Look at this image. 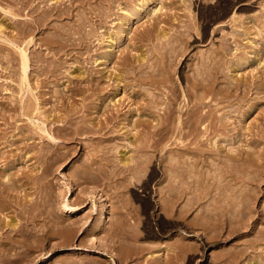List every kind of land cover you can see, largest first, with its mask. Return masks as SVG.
Here are the masks:
<instances>
[{
	"label": "rangeland",
	"instance_id": "1",
	"mask_svg": "<svg viewBox=\"0 0 264 264\" xmlns=\"http://www.w3.org/2000/svg\"><path fill=\"white\" fill-rule=\"evenodd\" d=\"M18 1L12 0L11 3H13L10 4L0 0V21L12 24L13 21L20 20L24 26L25 23L34 19L28 15L32 7H35L39 13L60 5L72 7L74 2V0H59L61 2L58 3L52 0H30L34 1L31 2L32 7L15 17L13 13L14 9L19 7ZM74 3V12H70L74 15V18L71 17L72 21L67 20L65 24V21L63 23L60 20L56 22L54 18L51 19L53 21L51 24L55 27L74 26L71 27L73 30L82 28L84 32L77 34L76 29L75 33L72 29H69L70 31L67 29L75 45L66 49L69 55L64 52L56 55L52 49L40 47L38 40L41 37L53 35L54 29L50 28L44 34L38 31L32 43L29 41L33 35L20 40L21 44L13 43L17 41L13 36L16 35V31L13 32L14 28L8 27L6 32H0V264H254L256 255H262L264 258V245L250 243L256 236L255 233L250 232L251 226L240 228L237 225L240 222L238 214H243V209L249 211V207L254 208L252 213L257 214L256 208H264V181L253 184L237 183L227 172L220 171L223 176L215 170L218 161L212 162L211 158L207 164L192 165L197 158H193L192 154L182 150L178 141L179 135L174 134L173 130L179 117L183 119L188 117L186 109L189 105L193 107L190 109L194 110V113L198 111L197 114L200 112L198 115H201L202 112V116L206 117L208 122L213 120V133L210 137L215 138L223 133L216 120L225 112H230L232 113H229L231 127L239 126V129H242L243 125L245 129L239 134L233 131L231 135L234 136V140L229 144L219 138L220 146H228V148L234 146V149L237 146L251 152L260 150V161L264 163V87L261 86L264 80V0H105V2L84 0L85 4ZM8 6L13 9L10 10ZM128 6L131 7L128 9ZM139 7L141 11L135 15ZM156 8L157 11L154 13ZM107 13H111L109 17ZM99 17L105 18L103 20ZM87 32L89 34L95 32V34L90 36ZM111 37L115 38L114 42L110 41ZM36 43L38 44L35 45ZM77 43L81 44L80 47ZM83 43L88 47H83ZM85 48H90L93 52ZM26 49L28 57L32 56V52L39 51V54L50 63L46 62L50 68H52V61L63 58L65 65L60 68L58 77L40 78L32 74L31 63L25 74L21 67L20 53ZM10 60L13 63L8 64ZM39 65L45 66L42 62ZM78 67L94 69L92 73L95 76H101L106 86L109 82L111 85L112 79L117 74L124 75L126 71L129 73L131 71L130 79L126 78L127 80L122 81L119 90L115 91L116 101L123 100L124 106L114 127L116 131L113 135L117 138L112 141L108 140L109 135L104 133V136L99 133L76 134L70 136L72 137L70 140L55 138L49 133L50 127L55 126L54 124L50 126L54 115L62 117L65 107L72 105H78L77 108L81 109L77 115L78 120H75L77 124L75 123L73 128L85 126L83 122L89 121L90 116L86 117L87 113L83 111V104L98 101V96L88 97V99L79 94L73 96L70 88L74 85L73 83L77 82L76 85L80 87H84L82 83H85L84 78L76 76V74L81 75ZM112 70H114L113 73ZM72 71H76L74 76L71 75ZM138 72H141L140 75L144 77V80L146 78L142 86L140 81L136 83L132 81V79H138L136 77ZM110 75L112 79L109 78ZM47 79L51 84H47ZM159 80H163L160 85ZM125 82L127 89L124 87ZM86 84L87 81L85 86ZM109 89L113 91L112 88L109 87ZM242 89L246 91L245 96H242ZM62 90L65 92L63 93ZM173 93L177 98H175L176 101H172V104L169 96ZM62 95H66V102L61 100ZM199 97H202L204 104L201 109L196 110L194 105ZM49 98H51L50 103H47ZM152 99L157 100L155 105L158 109L155 110V115L159 118L169 104L173 105L171 107L175 111L173 110L171 130H168L167 138L158 148L133 150L132 155L138 157L134 159L138 160L141 156L139 161L143 162L134 161L125 166V158H127L125 151H128L125 146L129 145L126 132L131 127L126 129L123 126L128 124V119L130 120L136 110L139 114L141 113L138 109L141 104L149 103V101L151 103ZM28 104L32 106H30L33 111L32 117L25 115L24 109L26 105L28 107ZM161 107L164 109L162 110ZM190 114L193 112L191 111ZM244 114L246 115L243 116ZM98 117L103 120L105 116L100 114ZM134 117L137 118L136 114ZM240 120L242 122H239ZM55 121L57 126L63 125V122ZM156 123L155 120L154 124ZM214 130L217 132L215 133ZM201 131L199 130V133ZM136 132L134 129L133 133ZM26 133L34 136L28 143L25 139ZM199 135L202 136V133ZM191 136L193 135L184 139L191 143L192 149L199 147L205 150L206 155L212 153L209 149V146L212 147L210 142L205 141V144L201 146L192 145ZM154 137L153 139H156L158 136ZM95 138L100 139L99 144L92 142ZM102 138H104L103 141ZM21 139L23 142L20 141ZM248 144L251 147L254 146L249 150ZM30 150L33 154H42V159L39 162L35 159L30 160L27 157L32 155L28 154ZM117 151H122V154H118ZM120 157L124 163L121 162ZM255 157L257 158V155ZM187 162H190L188 163L190 167ZM174 163L175 165L178 163L177 173L169 170ZM136 165L139 167H135ZM132 166L134 170L131 172ZM245 167L252 169L248 163L236 164V168L233 165L232 175L240 176L243 172L247 173L248 169L246 170ZM98 173L103 174V180L98 182L90 178ZM4 175L9 177L7 182L4 181ZM170 175L172 179L167 180ZM244 178L248 179L249 176L246 175ZM218 179H222L221 182L224 184L234 180L230 184V192L222 191L221 197L219 194L222 189L216 187L218 192L215 188L217 184L215 181ZM170 189H173L171 197L168 195ZM238 189L247 190L245 192L258 189L259 195L256 194V199L248 196L243 198L237 195ZM232 200L236 204H233L232 211L237 209L234 213L238 214H236L237 217H234L235 214L232 217L233 212H231L227 218L218 211V208L231 203ZM244 200L251 203L250 206L244 203ZM65 203L82 209L76 214H71L63 207ZM190 203L194 208L190 206ZM186 208H189V212L185 213ZM232 218L234 223L228 220ZM231 223L235 224L236 228H233ZM13 224L16 225L13 226ZM263 225L262 221L258 226L264 228ZM227 227L232 234L227 232L229 231ZM26 231H30L32 235ZM111 232L115 234L112 235ZM185 233H187L186 236ZM8 240L15 245H11ZM249 240L250 242H247ZM9 245L11 250L7 248ZM177 245L183 249L176 248V250L174 247ZM246 249L248 252L245 256L240 255V252ZM178 251L181 253L179 258H177ZM150 255L152 256L149 257Z\"/></svg>",
	"mask_w": 264,
	"mask_h": 264
},
{
	"label": "bare ground",
	"instance_id": "2",
	"mask_svg": "<svg viewBox=\"0 0 264 264\" xmlns=\"http://www.w3.org/2000/svg\"><path fill=\"white\" fill-rule=\"evenodd\" d=\"M2 1H7V2H9L10 4H12L11 3V1L10 0H2ZM14 1V0H13ZM18 1V0H17ZM36 1V0H35ZM52 1H55V3H58V2H61V1H59V0H52ZM63 1V0H62ZM73 1V0H72ZM86 1V0H85ZM95 1V0H94ZM99 1V0H98ZM104 2H105V0H103ZM118 1V0H117ZM145 1H147V0H145ZM31 2H34V1H30V0H28V1H26V0H19L18 1V8L17 9H14V13H13V16H19L20 14H23L26 10H28L29 9V7H32V4L33 3H31ZM71 2V1H70ZM74 2H79V3H84V0H74ZM72 3L73 5H72V7H68V6H66V7H61V5H60V7H54L52 10H43L42 12H37V10L35 9V7H32V8H30L29 9V11H28V15H30V16H32L34 19H33V21H31V22H29V23H25V25L23 26L22 24H21V21L20 20H15V21H13L12 22V24H5V22L4 21H0V32H6L5 30L8 28V27H12V28H14L13 29V32L14 31H16V35H13V36H15V38L17 39V41L15 40V41H13V43H16V42H18V43H20L19 41L20 40H24V38H26V37H29V36H32L33 35V37L31 38V40L29 41V43H32L33 42V40H34V38H35V36H36V34H38L37 32L39 31L40 33H45L48 29H54L55 30V33L53 34V35H49V36H44V37H41L40 38V40H38L39 42H40V47H46V49H52L54 52H55V54L56 55H58V54H61V52H64L65 54H70L66 49L69 47V46H71V45H74L73 43H72V40H71V38H70V36H72V35H69V33H68V30L69 29H72L73 30V28H71V27H74V26H70V28L69 27H67L68 25H61V26H53L51 23L53 22L51 19L52 18H54L53 20H57V21H61V22H63L64 23V21H65V24H67V20H71L72 21V18H74V15H71L72 13H70L71 11L72 12H74V8H73V6H75V3ZM109 3V2H108ZM228 3V2H227ZM85 4V3H84ZM92 4V3H91ZM90 4V5H91ZM16 5V4H15ZM93 5V4H92ZM100 5V4H99ZM107 5V4H106ZM110 5V4H109ZM137 5V4H136ZM219 5V4H218ZM224 5V4H223ZM133 6H135V4L133 5ZM143 6V5H142ZM146 6V5H145ZM80 7V6H79ZM106 7V6H105ZM131 7V6H130ZM129 6H128V9L130 8ZM8 8L11 10V9H13L11 6H8ZM85 8H86V6H85ZM84 8V9H85ZM133 8H135V7H133ZM132 8V9H133ZM79 9V8H78ZM109 9H110V7H109ZM131 9V10H132ZM77 10V9H76ZM83 10V9H82ZM81 10V11H82ZM86 10V9H85ZM106 10V9H105ZM105 10H103V11H105ZM111 10V9H110ZM125 10H127V9H125ZM130 10V11H131ZM78 11V10H77ZM76 11V12H77ZM80 11V12H81ZM100 11V10H99ZM107 11V10H106ZM109 11V10H108ZM123 11V10H122ZM129 11V10H128ZM134 11V10H133ZM141 11V8L139 7L138 9H136V11H135V15H138L139 14V12ZM152 11H153V9H152ZM157 11V8L156 9H154V13ZM90 12V11H89ZM208 12V11H207ZM212 12V11H211ZM36 13H38L37 15H35ZM84 13H85V11H84ZM83 13V14H84ZM91 13V12H90ZM89 13V14H90ZM98 13V12H97ZM106 13V12H105ZM130 13V12H129ZM209 13V12H208ZM81 14V13H80ZM98 14H100V13H98ZM108 14V13H107ZM106 14V15H107ZM111 14V13H110ZM110 14H108V17H109V15ZM127 14H128V12H127ZM94 15H95V13H94ZM97 15V14H96ZM105 15V16H106ZM130 15H131V13H130ZM129 15V16H130ZM154 15V14H153ZM97 16H99V15H97ZM96 16V17H97ZM132 16V15H131ZM72 17V18H71ZM85 17V16H84ZM89 17V16H88ZM102 17H103V14H102ZM102 17H99V18H102ZM111 17V16H110ZM136 17V16H135ZM78 18H79V16H78ZM78 18H77V20H78ZM92 18V17H91ZM105 18V17H104ZM104 18H102L103 20H104ZM214 18V17H213ZM76 19V18H75ZM85 19V18H84ZM210 19H212V18H210ZM102 20V21H103ZM156 20V19H155ZM56 21V22H57ZM68 21V22H69ZM101 21V22H102ZM107 21V20H106ZM163 21V20H162ZM84 22V21H83ZM71 23V22H70ZM74 23V22H73ZM94 23V22H93ZM75 24V23H74ZM84 24H85V22H84ZM92 24V23H91ZM96 24V23H95ZM100 24V23H99ZM126 24V23H125ZM52 25V26H51ZM81 25V24H80ZM129 25V24H128ZM210 25V24H209ZM99 25H97V27H98ZM76 27V26H75ZM84 27V26H83ZM96 27V28H97ZM207 27V26H206ZM68 29V30H67ZM76 29V33L77 34H80V33H84L83 31H82V28H81V30H80V28H75ZM74 29V30H75ZM131 29V28H130ZM73 30V31H74ZM92 30V29H91ZM95 30V29H94ZM127 30V29H126ZM70 31V30H69ZM93 31V30H92ZM91 31H89V33H90ZM205 32V31H204ZM74 33H75V31H74ZM88 33V32H87ZM88 33V34H89ZM130 33V32H129ZM86 34V33H85ZM92 34H93V32L91 33V34H89L90 36H92ZM94 34H95V32H94ZM93 34V35H94ZM114 34V33H113ZM123 34V33H122ZM165 34V33H164ZM84 35V34H83ZM87 35V34H86ZM88 36V35H87ZM90 36H88V37H90ZM109 36H111V35H109ZM113 36V35H112ZM117 36V35H116ZM84 37H85V35H84ZM105 37V36H104ZM152 37V36H151ZM164 38H165V36H163ZM30 38V37H29ZM83 38V37H82ZM92 38V37H91ZM95 38V37H94ZM99 38V37H98ZM101 38V37H100ZM118 38H119V36H118ZM122 38V37H121ZM120 38V39H121ZM149 38V37H148ZM88 39H90V38H88ZM106 39V38H105ZM115 38H113V37H111L110 38V41H115L114 40ZM163 39V38H162ZM166 39H168V38H166ZM76 40V39H75ZM92 40H93V38H92ZM100 40V39H99ZM122 40V39H121ZM80 41V40H79ZM91 41V40H90ZM90 41H88V43H90ZM102 41V40H101ZM105 41H107V40H105ZM131 41V40H130ZM84 42V41H83ZM92 42V41H91ZM117 42V41H116ZM120 42V41H119ZM28 43V44H29ZM81 44H82V42H80ZM85 43V42H84ZM83 43V47H86L87 46V44H86V46H84L85 44ZM100 43H102V42H100ZM110 43V42H109ZM112 43V42H111ZM118 43V42H117ZM117 43H115V45L117 44ZM11 44V43H10ZM21 44V43H20ZM38 43H36L35 45H37ZM80 44V45H81ZM91 44V43H90ZM126 44V43H125ZM77 45H78V43H77ZM80 45H78L79 47H80ZM112 45V44H111ZM75 46V45H74ZM88 47V46H87ZM90 47V46H89ZM82 48V47H81ZM56 49H58V51L56 50ZM71 49V48H70ZM87 49H90V48H87ZM86 48H85V50H87ZM90 51H92V49H90ZM89 50H88V52H90ZM93 52V51H92ZM124 52V51H123ZM40 52L38 51H34V52H32V56H30V57H28L29 55H27V49H26V51H21V67H22V70H23V72L26 74L27 73V71H28V68H29V63H31L32 65H33V69L31 70V73L32 74H34V75H36V76H39L40 78L41 77H47V78H49V79H52V77H56L57 76V74L59 73V71H60V68H62L63 67V65H65V60H63V58H59V60H57V61H52V63H51V66H52V68H50V65H49V67H48V65H47V63L46 62H48L43 56H41L40 54H39ZM84 53H86V52H84ZM88 54V53H87ZM91 54V53H90ZM89 54V55H90ZM111 54V53H110ZM67 55V56H68ZM183 55V54H182ZM104 56H106V55H104ZM131 56V55H130ZM7 57V56H6ZM89 57V56H88ZM91 58H93V56L91 57ZM90 58V59H91ZM104 58V57H103ZM114 58V57H113ZM127 58V57H126ZM130 58V57H129ZM95 59V58H94ZM99 59V58H98ZM97 59V60H98ZM139 59V58H138ZM149 59V58H148ZM71 60V59H70ZM97 60H95V62H97ZM105 60H106V58H105ZM110 60V59H109ZM127 60H129V59H127ZM67 61V60H66ZM88 61V60H87ZM103 61V60H102ZM140 61V60H139ZM141 61H143V59L141 60ZM43 63V65L45 64V66H42V65H39V63ZM94 62V61H93ZM113 62H114V59H113ZM127 62V61H126ZM11 64V63H13V62H11V60L10 61H8V64ZM71 63V62H70ZM105 63H107V62H105ZM115 63H116V60H115ZM127 63H129V62H127ZM127 63H125V64H127ZM48 64H50L49 62H48ZM53 64V65H52ZM68 65V64H67ZM88 65V64H87ZM130 66H131V63H130ZM146 66V65H145ZM72 67V66H71ZM125 67H127V66H125ZM138 67H140V66H138ZM131 68V67H130ZM78 69H80L81 70V75H79V74H76V76H78V77H82V78H84L85 80V83H86V81H87V84H86V86H85V83H82V84H84V87H80V86H78V85H76V83L74 82H72L74 85L73 86H71L70 88L72 89V93H73V96L74 95H81V96H84L83 98H87L88 99V97H92V96H98V101L96 102V101H93V103H91V104H83V111L84 112H86L87 113V115H86V117H88V116H90V119H89V121L88 120H86V121H84L83 123H84V125L85 126H78L77 128L75 127V129L73 128V126H75V123H76V121L78 120L77 119V115L79 114V111L81 110H79V108H77L78 107V105L77 106H74V105H72V106H67V107H65V110H64V108H62L63 110H64V116L62 115V117H56L55 115H54V118L51 120V125L50 126H52L53 124L55 125L54 127H50V130H49V133H51V135H53V136H55V138H63L64 140H70L71 138H70V136H73V135H76V134H84V133H94V134H102L103 135V133H104V135H109V137L107 138L108 140L109 139H111V141L112 140H114L115 138H117L116 136H114L113 134H115V129H114V127H115V125H116V123H117V121H118V119L120 118V115H121V112H122V108H123V106H124V102H122V101H120V100H118V101H116V99H115V91L116 90H119V88H120V86H121V82L122 81H125V79L126 78H128V79H130V77H129V74L131 73V71H130V73L128 72V71H126V74L124 73V75H121V74H117V76H115L114 77V79H112V75H110L109 76V78H111L112 80H113V82H115V83H111V85H110V82H109V85L108 86H106L104 83H103V81H102V77L101 76H95L93 73H92V71L94 70V69H92V70H90V69H87L86 67H85V69L84 68H79L78 67ZM126 69V68H125ZM139 70V69H138ZM137 70V71H138ZM113 71L114 70H112V73H113ZM116 71V70H115ZM120 71V70H119ZM142 71V70H141ZM80 72V71H79ZM123 72V71H122ZM134 72H136V71H134ZM142 72H144V71H142ZM146 72H147V70H146ZM62 73V72H61ZM60 73V75H62ZM70 73V72H69ZM74 73H76V71H72V73H71V75H73ZM121 73V72H120ZM138 73H139V75H138ZM137 74H136V77L138 78V79H136L135 77H134V75H133V77L135 78L134 80L132 79V81H135V83H136V81H140L141 82V86H142V83H144V82H146L145 80H146V78H145V80H144V77H141V75H140V73L141 72H138ZM143 74V73H142ZM70 75V74H69ZM96 75H98V74H96ZM104 75V74H103ZM113 75H115V74H113ZM144 75V74H143ZM63 77H64V75H62ZM74 76V75H73ZM108 76V75H107ZM166 76V75H165ZM58 77V76H57ZM145 77H147V76H145ZM159 77V76H158ZM162 77V76H161ZM235 77V76H234ZM148 79L150 78V77H147ZM154 78V77H153ZM152 78V79H153ZM198 78V77H197ZM56 79V78H55ZM68 79V78H67ZM105 79H106V77H105ZM155 79H156V77H155ZM161 79V78H160ZM200 79V78H199ZM57 80V79H56ZM109 80V79H108ZM127 80V79H126ZM214 80V79H213ZM50 81V80H49ZM81 81H82V79H81ZM109 81H111V80H109ZM163 80H159L158 82H159V85H160V83L162 82ZM205 81V80H204ZM203 81V82H204ZM46 82V81H45ZM45 82H43V83H45ZM47 82H48V79H47ZM46 82V83H47ZM107 83H108V81H106ZM169 82V81H168ZM197 82V81H196ZM50 82H48L47 84H49ZM132 83V82H131ZM138 83V82H137ZM191 83H194V82H191ZM205 83V82H204ZM51 84V83H50ZM79 84L81 85V82H79ZM115 84V85H114ZM140 84V83H139ZM126 85H127V83L125 82L124 83V87H126ZM166 85V84H165ZM210 85H211V83H210ZM41 86V85H40ZM83 86V85H82ZM140 86V85H139ZM138 86V87H139ZM145 86V85H144ZM196 86H197V84H196ZM203 86V85H202ZM230 86H231V84H230ZM240 86V85H239ZM261 86H263L264 87V80H263V84H261ZM109 87L110 88H112L113 89V91H111L110 89H109ZM158 87V86H157ZM161 87V86H160ZM166 87V86H165ZM229 87V86H228ZM233 87V86H232ZM231 87V88H232ZM150 88V87H149ZM207 88V87H206ZM208 88H209V86H208ZM211 88V87H210ZM70 89V90H71ZM122 89V88H121ZM126 89H127V87H126ZM230 89V88H229ZM241 89V88H240ZM249 89V88H248ZM56 90V89H55ZM57 90H59V89H57ZM142 90V89H141ZM143 90H144V87H143ZM237 90V89H236ZM227 91H229L230 92V90H227ZM233 91V90H232ZM232 91H231V93H232ZM242 91H243V89H242ZM249 91V90H248ZM60 92H61V90H60ZM62 92H63V90H62ZM65 92V91H64ZM63 92V93H64ZM111 92V93H110ZM138 92V91H137ZM142 92V91H141ZM174 92V91H173ZM234 93L236 92V91H233ZM246 91H243L242 93H243V95L242 96H245L244 95V93H245ZM31 93V92H30ZM55 93V92H54ZM58 93V92H57ZM69 92H67V94H68ZM117 93V92H116ZM139 93V92H138ZM226 93H228V92H226ZM241 93V94H242ZM32 94V93H31ZM30 94V95H31ZM69 94H71V93H69ZM140 94V93H139ZM147 94V93H146ZM201 94V93H200ZM153 95V94H152ZM202 95H204V94H202ZM211 95V94H210ZM38 96V95H37ZM72 96V97H73ZM229 97L231 96V95H228ZM68 97V96H67ZM75 97V96H74ZM78 97V96H77ZM135 97V96H134ZM149 97V96H148ZM152 98H153V96H151ZM151 97H150V99H151ZM170 97V99H171V102L172 101H174L175 100V98H177V96L175 95V93H173L172 95H170L169 96ZM237 97V96H236ZM33 98V97H32ZM61 98V97H60ZM136 98V97H135ZM155 98V97H154ZM202 97H199V98H197V102L195 101V109L196 110H199V109H201V107H203L202 105L204 104L203 103V101H202V99H201ZM36 99H38V98H36ZM45 99V98H44ZM50 99L51 98H49V100L47 99V103L49 102L50 103ZM149 99V98H148ZM157 99V98H156ZM169 99V98H168ZM208 99H210L209 97H208ZM61 100H64V102H66V95H62V98H61ZM74 100V99H73ZM155 100V99H154ZM228 100V99H227ZM45 101V100H44ZM57 101V100H56ZM85 101V100H84ZM156 101L157 100H155V101H153V99L151 100V103H150V101H149V103H146V104H141L140 105V107L138 108L140 111H141V113L139 114L138 113V111L136 110L134 113H133V115H132V117H130V120L128 119V124H126V125H124L123 126V128H130L131 127V129H128V131L126 132V140L128 141L127 142V144H129L128 146H125V147H127L128 148V151H125V153H126V156L125 157H127V158H125L126 159V161H125V166L126 165H128L129 163H133L134 161H139L142 157L140 156V158L138 159V160H135V159H137L134 155H132V152H134V151H136V150H140V148H142V149H149V148H152V147H156V148H158V146L161 144V143H163L162 141L163 140H165L167 137H166V135L168 134V130H171V124H172V119H173V115H174V109H172V107H171V105L173 104V102H172V104H169L165 109L164 108H162V110L164 109V113H162L160 116V118L159 117H157V115H155L156 113H155V110H157L158 109V107H157V105H155V103H156ZM158 101H161V100H158ZM176 101V100H175ZM135 103H136V101H135ZM25 104H27V103H25ZM24 104V105H25ZM31 104V103H30ZM46 104V103H45ZM67 104V103H66ZM216 105L215 106H217V103H215ZM32 105V104H31ZM30 105V106H31ZM53 105V104H52ZM160 105V104H159ZM162 105V104H161ZM160 105V106H161ZM211 105V104H210ZM209 105V106H210ZM23 106V105H22ZM27 106V105H26ZM25 106V109L24 110H26V114L25 115H31V117H32V114H33V111H32V109L30 108V106H29V104H28V107H26ZM33 106V105H32ZM31 106V107H32ZM63 106H64V104H63ZM173 106V105H172ZM208 106V107H209ZM138 107V106H137ZM192 107V106H191ZM189 105H188V108L186 109L187 110V114H188V117L187 118H181V117H179L178 118V123L176 124V125H174L173 126V130L175 131L174 132V134L175 133H177L178 135H179V138H178V141H179V145H181V148H182V150H184L185 152L187 151V154H192L193 155V158H197V159H195L194 161H193V164L192 165H195V166H197L198 164H200V163H203V164H207L208 163V160H209V158H211V159H213L212 160V162L214 161H218V165H216L217 167L216 168H214L215 170H217V171H219V173H220V171L223 173V172H227L228 174H230V176L233 178V179H235L236 181H237V183L238 182H241V183H244V184H253L254 182L256 183H259V182H261V181H264V163H262L261 161H260V158H261V153H259L260 152V150H259V152H257L256 150V152H254V150H252L253 152H251V151H248V150H245V149H240L239 147H237L236 145V147H237V149H236V147H235V149L233 148H228V146L227 147H224V146H220L221 145V143L218 141V139L219 138H221V141H224V143H231L234 139V136L233 135H231V134H233V131H236V133H240L242 130H244L245 129V127L242 125V129H239V126L238 127H235V128H232L231 126V124H230V122H229V118H231L230 117V115H229V113H224L223 115H222V117H220V118H218V120H216L217 121V125L219 126V127H221L220 129H222L223 130V133H220V134H218L215 138H213V137H210V136H212L211 134L213 133V129H212V127L214 126V123H212V121H210V122H208V120L206 119V117H204V116H202L203 114H202V112H201V115H198L197 114V112L195 111V113H194V110H191L190 108H191ZM206 107V106H205ZM204 107V108H205ZM212 108H213V106H211ZM81 108V107H80ZM40 109V108H39ZM192 109H193V107H192ZM207 109V108H206ZM60 110V109H59ZM174 110V111H173ZM191 111L193 112V114H190L191 113ZM211 111V110H210ZM55 112V111H54ZM159 112H161V110H159ZM204 112V111H203ZM206 112H208V111H206ZM185 113V112H184ZM209 113V112H208ZM236 113V112H235ZM104 115L105 117H104V119L102 120V119H99V115ZM135 114H136V116H137V118L135 119ZM190 114V115H189ZM230 114H232V113H230ZM24 115V114H23ZM94 115H97V116H94ZM214 115V114H213ZM246 114H244L243 116H245ZM92 116V117H91ZM232 116V115H231ZM49 118H50V116H49ZM103 118V117H102ZM135 120H134V119ZM152 118V119H151ZM215 119V118H214ZM55 120H58V122L59 121H61V122H63V125L61 126V124H60V126H57L56 124H55ZM76 120V121H75ZM157 121V123L156 124H154V121ZM264 120V119H263ZM216 121H215V123H216ZM46 122V121H45ZM239 122H242V120H240ZM77 124V123H76ZM49 126V125H48ZM200 126H201V128H200ZM49 128V127H48ZM136 130L137 132L136 133H133V130ZM153 129V130H152ZM215 129H217V128H215ZM69 130H71V131H69ZM199 130L201 131L200 133H199ZM218 130V129H217ZM217 130H214V132L216 131L217 132ZM45 131V130H44ZM177 131V132H176ZM52 132H53V134H52ZM209 132H210V134H209ZM215 132V133H216ZM45 133H46V131H45ZM202 133V136H200L199 134H201ZM219 133V132H218ZM27 134V133H26ZM26 134H24V135H26ZM103 135V136H104ZM190 135H193V136H191L192 137V139L193 140H191V141H193V144L192 145H196V146H201V145H203V144H205V141H207V142H210L209 144H211V148H210V146H209V149L211 150V154L209 153L208 155H206L205 154V150H203V149H201V148H195V149H192V147H191V143H189V141L188 140H186V139H184V138H187L188 136H190ZM214 135V134H213ZM53 136H50V138H52V139H54L53 138ZM142 136V137H141ZM154 136H158L156 139H153V138H155ZM220 136H222V137H220ZM98 137V136H97ZM190 137V138H191ZM196 138L195 140H194V138ZM236 137V136H235ZM34 138V136L32 135V134H27V136H25V139L27 140V143L31 140V139H33ZM77 138V137H76ZM189 138V137H188ZM187 138V139H188ZM41 139V138H40ZM97 138H95V140H92V142H94V143H98L99 141H100V139H97ZM103 139L104 138H102L101 140L103 141ZM263 139V138H262ZM76 140V139H75ZM19 141V140H18ZM20 141H22L23 142V140L21 139ZM101 141V142H102ZM188 141V143H185V142H187ZM17 142V141H16ZM100 142V143H101ZM24 143H26V141L24 142ZM46 142L44 141V144H45ZM47 143H49V142H47ZM260 143V142H259ZM23 144V143H22ZM63 144V143H62ZM65 144V143H64ZM99 144V143H98ZM116 144H118V143H116ZM177 144V143H176ZM206 144H208V143H206ZM223 144V143H222ZM255 144V143H254ZM27 145V144H26ZM120 145V144H119ZM169 145V144H168ZM46 146V145H45ZM115 146V145H114ZM120 146H122V145H120ZM254 146V145H253ZM252 146V147H253ZM116 147H118V146H116ZM125 147H123V148H125ZM130 147V148H129ZM131 147H134L133 149H131ZM135 147H136V149H135ZM138 147V148H137ZM248 147H249V150H250V148H252L251 146H250V144H248ZM126 148V149H127ZM31 149V148H30ZM118 149V148H117ZM155 149V148H154ZM163 149H164V147H163ZM162 149V150H163ZM44 150H45V148H44ZM48 150V149H47ZM46 150V151H47ZM134 150V151H133ZM138 150V151H139ZM229 150H231V152H233V153H230V151ZM236 150H238V152L236 151ZM123 151V150H122ZM122 151H117L118 152V154H122L121 152ZM140 153V152H139ZM144 153V152H143ZM27 154V153H26ZM28 154H32V155H30V157L29 156H27L30 160H33V159H35L36 160V162H39L41 159H42V154L41 155H39L38 153L36 154V153H32V151L30 150L29 151V153ZM27 154V155H28ZM47 154V153H46ZM45 154V155H46ZM148 154V153H147ZM255 155H257V158L255 157L254 158V156ZM146 156V155H145ZM44 157V156H43ZM100 157V156H99ZM110 157V156H109ZM108 157V158H109ZM26 158V157H25ZM94 158V157H93ZM135 158V159H134ZM145 158V157H144ZM262 158H263V156H262ZM51 159V158H50ZM102 159V158H101ZM147 159V158H146ZM184 159H185V157H184ZM200 159H202V161L200 162ZM43 160H45V157L43 158ZM109 160V159H108ZM120 160H121V162H123L124 163V160L122 159V157H120ZM97 161V160H96ZM111 161V160H110ZM142 161V160H141ZM141 161H139L140 163H141ZM149 161V160H148ZM147 161V162H148ZM174 160H172V162H173ZM191 161V163H192V160H190ZM211 161V160H210ZM95 162V161H94ZM101 162V161H100ZM103 162V161H102ZM137 162H135V163H137ZM143 162V161H142ZM169 162V161H168ZM232 162H234V163H232ZM241 162H243V163H248L251 167H252V169L251 168H246L245 167V169L247 170V173L245 174L244 172L241 174V175H248L249 176V178L248 179H245L244 177L245 176H238V175H232V170H231V168L233 167V165H234V167L236 168V164H240ZM41 163V162H40ZM49 163V162H48ZM139 163V164H140ZM188 163H190V162H187V164ZM223 165H222V164ZM51 164V163H50ZM138 164V163H137ZM144 164V163H143ZM212 164V163H211ZM114 165V164H113ZM169 165V164H168ZM170 165H171V163H170ZM177 165H178V163H177ZM177 165H175V163L174 164H172V166L170 167V171L171 172H176L177 173ZM189 165V164H188ZM215 165V164H214ZM221 165V166H220ZM242 165V164H241ZM240 165V167H242ZM143 166V165H142ZM191 165H189V167H190ZM246 166V165H245ZM50 167V166H49ZM127 167H130V166H127ZM126 167V168H127ZM135 167H139V166H135ZM179 167V166H178ZM200 167V166H199ZM239 167V166H238ZM239 167V168H240ZM244 167V166H243ZM51 168V167H50ZM90 168V167H89ZM93 168V167H92ZM92 168H91V171H92ZM182 168V167H181ZM46 169V168H45ZM113 169V168H112ZM123 169V168H122ZM121 169V170H122ZM131 172L134 170V166H132L131 167ZM139 169V168H138ZM183 169V168H182ZM87 170H89L88 168H87ZM120 170V169H119ZM176 170V171H175ZM180 170V169H179ZM243 170H244V168H243ZM245 170V171H246ZM49 171V170H48ZM102 171V170H101ZM124 171V170H123ZM128 171V170H127ZM181 171V170H180ZM179 171V172H180ZM213 171V170H212ZM235 171V170H234ZM237 171V170H236ZM107 172H109V171H107ZM118 173H119V171H117ZM130 172V173H131ZM7 173V172H6ZM91 173V172H90ZM89 173V174H90ZM128 173V172H127ZM136 173H137V171H136ZM192 173V172H191ZM227 173H225V174H227ZM236 173H238V172H236ZM235 173V174H236ZM10 174V173H9ZM46 174V173H45ZM113 174V173H112ZM120 174V173H119ZM121 174H123V173H121ZM218 174V173H217ZM217 174H215V175H217ZM221 174V173H220ZM219 174V175H220ZM7 175H8V173H7ZM133 175V174H132ZM131 175V176H132ZM135 175V174H134ZM133 175V176H134ZM176 175H178L179 176V174H176ZM218 175V176H219ZM221 175H223V174H221ZM45 176V175H44ZM115 176V175H114ZM224 176V175H223ZM35 177H37V176H35ZM82 177H84V176H82ZM135 177H136V175H135ZM169 177V176H168ZM3 178H4V181L5 182H7V179L9 178V177H7L6 175H4L3 176ZM86 178V177H85ZM91 179H93L94 181H101V180H103V174H100V173H98V174H95L94 176H92V177H90ZM110 178V177H109ZM83 179V178H82ZM170 180V179H172L171 178V175H170V178H167V180ZM173 179H174V177H173ZM216 179V178H215ZM10 180V179H9ZM8 180V181H9ZM114 180V179H113ZM130 180V179H129ZM224 180H226V179H224ZM36 181V180H35ZM85 181V180H84ZM119 181V180H118ZM221 181H223L222 179H218V181H215L217 184H215L216 186H215V188L217 187H219L220 189H222L221 191H220V194H219V196L221 197V195H222V191L224 192V191H226V190H228L229 192H230V184H231V182H233V181H231V180H229V181H227L228 183H226V184H224V182H221ZM89 182H90V180H89ZM97 182V183H98ZM193 182V181H192ZM10 183V182H9ZM106 183V182H105ZM126 183V182H125ZM191 183V182H190ZM107 184V183H106ZM113 184V183H112ZM117 184H119V183H117ZM148 184V183H147ZM1 185V184H0ZM115 185V184H114ZM120 185V184H119ZM193 185V184H192ZM196 185V184H195ZM224 185H226V186H224ZM144 186V185H143ZM197 186V185H196ZM222 186V187H221ZM258 186V185H257ZM1 187V186H0ZM106 187V186H105ZM108 187V186H107ZM146 187V186H145ZM171 187V186H170ZM115 188V187H114ZM173 188H175L174 186H173ZM188 188V187H187ZM197 188V187H196ZM214 188V189H215ZM216 188V189H217ZM248 188V187H247ZM255 188H257V187H255ZM4 189V188H3ZM192 190H194V189H192ZM218 190V189H217ZM232 190V189H231ZM235 190V189H234ZM255 189H250V191H248V192H245V191H247V190H239L238 189V191H236V193H238L237 195H241L243 198H244V196H248V197H250L251 199H256V194H258L259 193V191H257V190H255ZM164 191V190H163ZM228 191H226L227 193H228ZM257 191V192H256ZM218 192H219V190H218ZM225 192V193H226ZM9 193V192H8ZM178 193H179V191H178ZM194 193V192H193ZM197 193V192H196ZM235 193V192H234ZM90 194V193H89ZM176 194V193H175ZM168 195L171 197V196H173V189L171 190H168ZM179 195V194H178ZM193 195V194H192ZM224 195V194H223ZM229 195V194H228ZM259 195V194H258ZM87 196V195H86ZM175 196V195H174ZM227 197V196H226ZM235 197V196H234ZM234 197H231V198H233L234 199ZM173 198V197H172ZM197 198V197H196ZM258 198V197H257ZM217 199V198H216ZM236 199H237V196H236ZM1 200V199H0ZM196 200V199H195ZM218 200V199H217ZM224 200V199H223ZM238 200V199H237ZM176 201V200H175ZM190 202H191V200H189ZM231 201V200H230ZM252 201V200H251ZM254 201V200H253ZM193 202V201H192ZM191 202V203H192ZM218 202V201H217ZM224 202V201H223ZM226 202V201H225ZM224 202V203H225ZM246 201L244 200V203H245ZM248 202V201H247ZM246 202V204L248 205L249 204V206H250V204L251 203H247ZM191 203H190V206H192L191 205ZM227 203V202H226ZM236 203V202H235ZM170 204V203H169ZM217 204H219V203H217ZM233 200H232V202L231 203H227V205H221V207H219L218 208V211L220 212L221 211V213L223 214V215H225V217H227L228 218V214L229 213H231V212H233L232 213V217H233V215L235 214L234 212H237V209L235 210V207H234V210L235 211H232L233 209H232V207H233ZM241 204H243V203H241ZM260 204V203H259ZM206 206H207V204H205ZM234 205H236V204H234ZM247 205H246V208H248L247 207ZM175 206V205H174ZM2 207H4L3 206V204H2ZM63 207H65V209H66V211L67 212H69V213H73V214H76V212L77 211H79V210H81L82 208L81 207H71L70 205H68L67 203H65V205L63 206ZM83 207V206H82ZM165 207V206H164ZM214 207V206H213ZM245 207V206H244ZM167 208V207H166ZM192 208H194L193 206H192ZM191 208V209H192ZM215 208V207H214ZM217 208V207H216ZM174 209V208H173ZM188 209L189 208H186L185 209V213L186 212H189L188 211ZM211 209V208H210ZM249 209V211H246L245 209H243V211H242V213L243 214H238V213H236V214H238V217L240 218L239 219V223H237V225L241 228H246V227H250V232L252 231V233L254 234H256V236H255V239H253L251 242H250V240L249 241H247V242H250L251 244H254V245H264V228H262V227H259L258 225H259V222L261 223L262 221L264 222V208H260L259 209V207L258 208H256V211L255 212H257V214H255V213H252L253 211V209L254 208H248ZM172 210V209H171ZM208 210V209H207ZM210 212H212V211H210ZM240 212H241V209H240ZM209 213V212H208ZM180 214H181V212H180ZM215 214V213H214ZM235 214V215H236ZM234 215V217H237V215L235 216ZM240 215V216H239ZM186 216V215H185ZM220 216V215H219ZM204 217H206V216H204ZM215 217V216H214ZM208 218H210L209 216H208ZM208 218H207V220H208ZM212 220H213V218H212ZM216 220H218V218L216 219ZM230 222H233V218H232V220L231 219H228ZM15 221V220H14ZM206 221V220H205ZM17 222V221H16ZM251 222V223H250ZM190 223V222H189ZM205 223V222H204ZM234 223V222H233ZM233 223H231L232 225H233ZM227 224V223H226ZM14 225H16V224H13V226ZM207 225V224H206ZM231 225V226H232ZM235 225V224H234ZM233 225V226H234ZM127 226V225H126ZM222 226H223V224H222ZM226 226H228V225H226ZM232 226V227H233ZM236 226V225H235ZM233 227V228H236V227ZM264 226V225H263ZM230 227V226H229ZM229 227H227L228 228V230L230 229ZM65 230H67L68 228L65 226ZM102 228V227H101ZM123 228V227H122ZM223 228V227H222ZM116 229H118V228H116ZM124 229V228H123ZM125 229H127V228H125ZM248 229V228H247ZM130 230V229H129ZM223 230V229H222ZM240 230V229H239ZM238 230V231H239ZM25 231V230H24ZM32 231H33V229H32ZM50 231V230H49ZM69 231V230H68ZM125 231H127V230H125ZM227 231V230H226ZM27 233L29 232L30 233V231H26ZM34 232V231H33ZM32 232V233H33ZM129 232V231H128ZM227 232H229L230 234H232L231 233V230H229V231H227ZM234 232V231H233ZM249 232V233H250ZM119 233V232H118ZM184 233V232H183ZM235 233V232H234ZM31 234V233H30ZM110 234H112V232L110 233ZM114 234H115V232H114ZM114 234H112V235H114ZM117 234V233H116ZM227 234V233H226ZM32 235V234H31ZM121 235H122V232H121ZM129 235H130V233H129ZM187 235V233H185V236ZM189 235V234H188ZM37 236H38V234H37ZM132 236V235H131ZM224 236H226V235H224ZM248 236V235H247ZM249 236H250V234H249ZM24 237H27V236H24ZM29 237V236H28ZM27 237V238H28ZM33 237H34V235H33ZM36 237V236H35ZM122 236H120V239H122L121 238ZM129 237V236H128ZM41 238V237H40ZM115 238V237H114ZM126 238V237H125ZM12 239V238H11ZM15 239V238H14ZM37 239V238H36ZM30 239H28V241H29ZM123 240V239H122ZM126 240V239H125ZM12 241H14V240H12ZM37 241H39L38 239H37ZM118 241V240H117ZM6 242V241H5ZM8 242H10V244L12 245V244H14V243H11V241H9L8 240ZM15 242V241H14ZM32 242H34V241H32ZM123 242V241H122ZM174 242V241H173ZM128 243H130V242H128ZM7 244V243H6ZM131 244V243H130ZM4 244H2V246H3ZM15 245V244H14ZM13 245V246H14ZM244 245V244H243ZM7 246H8V244H7ZM6 246V247H7ZM182 247V246H181ZM187 247V246H186ZM186 247H185V249H186ZM247 247H249V246H247ZM262 247V246H261ZM7 248H10L9 250H11V247H10V245H9V247H7ZM175 249L177 248V249H179L180 248V245H177V247H174ZM252 248H254V247H252ZM252 248H250V249H252ZM174 249V250H175ZM176 249V250H177ZM180 249H183V247L182 248H180ZM241 249H243V248H241ZM253 250V249H252ZM181 251V250H180ZM180 251H178V253H177V258H179L180 257V255H181V253H180ZM248 251H247V249L246 250H242L241 252H240V255H244L245 256V254L247 253ZM185 254H186V252H184ZM262 254V253H261ZM120 256V255H119ZM152 255H150L149 257H151ZM158 256V255H157ZM253 256V255H252ZM251 257V256H250ZM235 260V259H234ZM256 262L254 263V264H258V263H263L264 262V258L262 257V255H256V257H255V259H254ZM251 264V263H250ZM264 264V263H263Z\"/></svg>",
	"mask_w": 264,
	"mask_h": 264
}]
</instances>
